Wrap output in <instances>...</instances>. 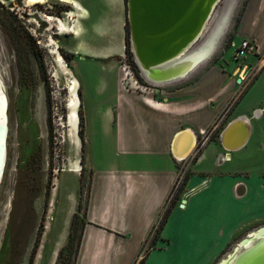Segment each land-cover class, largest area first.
<instances>
[{
	"label": "rangeland",
	"instance_id": "rangeland-1",
	"mask_svg": "<svg viewBox=\"0 0 264 264\" xmlns=\"http://www.w3.org/2000/svg\"><path fill=\"white\" fill-rule=\"evenodd\" d=\"M77 1L88 10L85 17H78L83 12L76 11L61 0H47L44 4L35 6H28L26 0H0V80L6 99L5 116L8 127L5 166L0 181V264H74L81 241L90 185L91 171L88 162L91 139L99 146L100 151L106 138L101 130H91L94 113L89 101L98 91L91 90L90 86H94L101 76L94 64L104 60H96L87 55V47L91 48V53H110L108 56L111 57L105 62L117 66L121 86L130 88L133 84V88L145 94L150 93L157 100L163 99V93L200 82L211 68L215 67L223 72L224 80L217 89L214 87L217 79L203 84V93H207L204 95L207 98L203 109L213 106L218 99L224 100V106L211 123L196 128L197 146L184 166H178L181 172L167 204H182L178 193L192 175L208 177L231 172L233 166H222L220 155L217 162L221 166L211 167L215 155L212 151L201 167L198 168L196 163L203 149L214 144L218 146L219 133L245 96L248 101L264 97V9L255 14L258 6L252 7L254 0L218 1L201 35L190 47L191 49L198 43L200 46L203 43L201 41H205L212 33L217 22L224 19L223 31L212 54L200 63L197 67H200L199 73L193 78H181L180 83L171 86L148 83L141 76L133 55L128 57L126 54L124 0L122 9L120 5H115L114 0ZM44 15L55 17L58 22H45ZM60 19L62 22L59 23ZM99 24L106 28L105 33H95ZM62 28H74L78 35L58 33ZM241 32L255 33L257 38L252 40L245 35L243 37ZM89 39H97L103 48L93 51L95 47ZM51 40L54 41L53 44ZM83 40L86 42L82 43ZM242 40H250L255 44L254 54H239L236 47ZM78 41L82 43L80 46ZM128 46L130 49L129 38ZM123 47L122 55H114L121 53ZM52 49L56 50V54L51 52ZM59 50L71 56L69 64L64 59L63 63L57 62L56 57L61 55ZM130 62H134L133 66ZM236 71L239 72L235 74ZM105 78L108 82L111 81L109 77ZM74 80L80 83L83 144L78 135L79 129H73L69 121L71 109L68 105L72 99L70 83ZM256 81L258 87L255 86L254 91L250 87ZM108 86L107 89L112 90V84ZM116 86L115 82L114 89ZM230 86L232 87L229 88ZM64 110L66 116L63 118ZM252 121L258 130H254L255 133L242 154L226 149L222 152L229 153V158L231 154L235 160L245 162L247 167H241L244 170L240 172L241 175L252 172L264 179V134H259L262 121ZM208 192H212V189ZM233 202L227 197L212 206H196L189 212H176L166 233L175 239L178 223L187 219V231L193 229L192 222L200 220L204 223H197L202 224L210 235L207 239L218 236L224 226V215L229 212L233 220L239 217L237 206ZM247 203H252L251 214L258 211L255 210V200L251 199ZM167 204L158 217L155 230L164 213L170 210L171 205L167 207ZM207 220L211 223L205 222ZM261 225H264V215L240 223L233 237L223 246L217 247L216 255L209 261H205L204 254L211 248L193 244L187 248V264H219L240 239ZM204 240L208 245L212 242L203 239L200 243ZM169 241L171 242L170 239ZM176 242L177 238L165 251L154 254L148 264H173L174 258L185 249L184 245L179 248ZM154 247L155 241L147 243L135 264H141V260ZM199 259L201 261H193Z\"/></svg>",
	"mask_w": 264,
	"mask_h": 264
},
{
	"label": "crops",
	"instance_id": "crops-1",
	"mask_svg": "<svg viewBox=\"0 0 264 264\" xmlns=\"http://www.w3.org/2000/svg\"><path fill=\"white\" fill-rule=\"evenodd\" d=\"M254 1L252 7L258 6L255 12L258 14L264 9V0ZM114 2L122 9V0ZM105 32L103 24L96 26L95 33ZM241 33L252 40L257 38L255 33ZM85 42L86 40L82 41ZM89 42L92 41L89 39ZM82 43L78 41L77 44L80 46ZM93 45L95 47L93 51L103 48L97 42ZM87 48V55L91 58L104 60L94 64L101 76L94 86H90L91 90L98 91L89 101L95 118L92 119L91 130H101L106 138L100 151L99 146L91 139L88 162L91 171L90 185L81 241L74 264H135L145 245L155 241L156 247L150 250L142 263L148 264L154 254L165 251L176 238L179 248H183L184 245L185 249L174 258L173 264H187V248L193 244L211 248L204 254L205 261H209L216 255V248L223 246L233 237L240 223L264 215V179L252 172L249 175H241L240 172L244 171L241 167H247L245 162L235 160L231 154L230 158L227 157L229 153L225 155V159L220 160V164L222 166L229 164L239 170L238 172L230 167L231 172L221 176L192 175L178 193L183 204H167L181 172L178 166H184V162L188 161V158L179 159L172 155V138L184 128L195 132L196 128L211 123L219 115L225 103L223 99H218L213 106L203 109L204 100L207 98L204 96L207 93H203V84L205 81L217 79L214 85L217 89L224 80L223 72L218 68H211L200 82L196 81L170 93H163V99L157 100L150 93L145 94L136 90L133 84L130 88L121 86L117 66L105 62L111 57L108 56L110 53L106 51L91 53V48ZM123 51L124 47L121 53L114 55L120 56ZM199 70L200 67L196 68L187 77L193 78ZM105 77H109L111 81L108 82ZM181 80L160 86H171L180 83ZM115 82L117 86L114 89ZM108 84H112V90L107 89ZM256 84L257 81L250 88H254ZM107 92L109 94H106ZM236 118L246 120L249 127L246 143L236 150H231L241 155L252 139L254 130H258L253 125V119H257L258 123L262 121L259 134H264V97L259 96L248 101L245 96L229 121ZM235 136L236 133L233 134L231 141H234ZM218 139V146L214 144L202 150L196 163L199 165L198 168L208 159L210 151L215 154L211 167L221 166L218 165L217 159L219 155L224 154L222 150L225 148L221 144L220 133ZM209 189H212V192H208ZM204 193L206 195H203ZM227 197L236 204L239 217L233 220L229 212L224 215L222 220L224 226L218 233L220 235L207 239L210 235L202 224L197 223H204L200 220L192 222L193 229L187 231V219L178 223L175 239L166 233L176 212H189L196 206L199 208L212 206ZM251 199L255 200V210H258L252 214L250 213L252 203L251 205L247 203ZM166 204L167 207L171 205L170 210L157 237L154 238L158 217ZM205 222L211 223L210 220ZM203 239L212 242L209 245L205 240L200 243Z\"/></svg>",
	"mask_w": 264,
	"mask_h": 264
},
{
	"label": "water",
	"instance_id": "water-1",
	"mask_svg": "<svg viewBox=\"0 0 264 264\" xmlns=\"http://www.w3.org/2000/svg\"><path fill=\"white\" fill-rule=\"evenodd\" d=\"M218 1L124 0L130 50L141 76L147 82H172L196 70L201 59L186 53L201 35ZM248 132L247 123L236 118L222 130L221 144L229 151L236 150L246 143ZM234 133L235 139L231 141ZM5 137L2 135L0 142L3 148ZM196 146V134L184 128L172 138L171 153L175 158L184 159L192 154ZM255 230L247 236L252 238L244 243L246 246L235 251L234 257L223 259L219 264H264V225ZM247 237L240 240L244 242Z\"/></svg>",
	"mask_w": 264,
	"mask_h": 264
},
{
	"label": "bare ground",
	"instance_id": "bare-ground-1",
	"mask_svg": "<svg viewBox=\"0 0 264 264\" xmlns=\"http://www.w3.org/2000/svg\"><path fill=\"white\" fill-rule=\"evenodd\" d=\"M46 1L47 0H26L28 6H35V5L44 4ZM61 1L64 4H66V5L72 6L76 11H81V13L83 12V14H80L78 17H85L87 11L85 10V8L77 0H61ZM44 17H45L44 18L45 22H48V23H50L52 21L58 22V20L55 17H52L50 15H44ZM60 22H62L61 19L59 20V23ZM224 23H225L224 19L223 20L221 19L220 21H218L217 24L215 23L216 26L213 29L212 33L208 36V38L205 41H201L200 40L203 43H201L200 46H199V43H198L195 47H198V46L199 47L196 48L195 50H193L195 47H192L191 49H188L186 54H188V55L190 54L192 56H195L198 59H201V62H203L205 59H207L212 54V52H213V50L215 48L216 41H217L219 35L223 31ZM73 29L62 28V31H60L58 33H68V32H70L72 34L78 35V31L77 30H73ZM51 42H52V44L54 43L53 40H51ZM51 52L53 54H56V50L52 49ZM56 60H57L58 63H63L64 62L62 56L59 55V54L56 57ZM238 72L239 71H236L235 74H237ZM177 80H180V79H177ZM177 80H174V81H177ZM174 81H172V82H174ZM166 83H170V82L158 83V84L150 83V84H152V85H163V84H166ZM70 84L72 85V86L70 85L71 86L70 92L72 93V99L70 101V104L68 105L69 108L71 109V116H70L71 120H69V121H71V127H73V129L77 127V130H78L79 129V127H78L79 126L78 108H79V105L81 104V101H80V99L78 97L77 90H78V88L80 86V83L78 81L74 80ZM73 95H74V97H73ZM5 109H6V99H5V94L3 92L2 83H1V80H0V142H1L2 135L3 136L5 135L7 137V129H8V127H7V124H6ZM242 120H244V119H242ZM244 121L247 122L246 120H244ZM193 133H195V132H193ZM6 137H5V139H6ZM77 138H78V136H77ZM2 142H3V139H2ZM1 148H2V150H1ZM178 155H179V153H178ZM178 155H177V157H178ZM189 156H187L186 158H188ZM186 158H184V159H186ZM5 159H6V145H5V148H3V146L2 147L0 146V163L1 162L3 163L2 172L0 173V178L3 175V170H4V166H5ZM179 159H182V157H179ZM72 170L74 171V169H72ZM254 232H256V230H254ZM248 235L250 236L251 234L249 233L245 237H247ZM245 237H243V238H245ZM249 238H252V236L251 237H247L246 241H244V242H242L240 240L232 248L230 254H228L224 259L230 258L235 253V251L241 250L243 248V246H246L247 244H244V243H247L250 240ZM233 257H234V255H233ZM230 261H231V259H230Z\"/></svg>",
	"mask_w": 264,
	"mask_h": 264
},
{
	"label": "trees",
	"instance_id": "trees-1",
	"mask_svg": "<svg viewBox=\"0 0 264 264\" xmlns=\"http://www.w3.org/2000/svg\"><path fill=\"white\" fill-rule=\"evenodd\" d=\"M125 28H126V31H125V41H126V49H125V52L126 54L128 55V57H132V53L129 49V46H128V27H127V23H125ZM62 58L66 61L67 64H69L72 60L71 56H69L68 54L64 53L62 50H59ZM72 56L74 55L73 53L71 54ZM38 59L41 60V57L38 56ZM133 66V63L134 62H130ZM137 77V76H136ZM45 81V79H44ZM77 94H78V97L81 101V95H80V88H78L77 90ZM64 109V108H63ZM65 111V110H64ZM66 116V111L63 113V118ZM78 116H79V132H78V135L79 137L81 138V141H82V144H83V129H82V123H83V114H82V110H81V104L79 106V109H78ZM49 120V119H48ZM49 130H51V126H50V121H49ZM83 146V145H82ZM85 214V213H84ZM168 215V212L166 211L160 221V224L159 226L157 227L156 229V232H155V237H157V233L159 232V230L162 228L165 220H166V217ZM145 258L141 260V264L144 262Z\"/></svg>",
	"mask_w": 264,
	"mask_h": 264
},
{
	"label": "built area",
	"instance_id": "built-area-1",
	"mask_svg": "<svg viewBox=\"0 0 264 264\" xmlns=\"http://www.w3.org/2000/svg\"><path fill=\"white\" fill-rule=\"evenodd\" d=\"M241 56L247 55L248 53L254 54L256 46L250 40H242L236 47Z\"/></svg>",
	"mask_w": 264,
	"mask_h": 264
},
{
	"label": "flooded vegetation",
	"instance_id": "flooded-vegetation-1",
	"mask_svg": "<svg viewBox=\"0 0 264 264\" xmlns=\"http://www.w3.org/2000/svg\"><path fill=\"white\" fill-rule=\"evenodd\" d=\"M90 41H92L93 43H96L98 40H97V39H90ZM98 43H100V41H98ZM225 155H226V153L220 155L219 161H220V159L225 158ZM182 204H183V203H182ZM253 231H254V230H253ZM249 233H250V232H249ZM249 233H248V234H249ZM239 241H240V240H239Z\"/></svg>",
	"mask_w": 264,
	"mask_h": 264
}]
</instances>
